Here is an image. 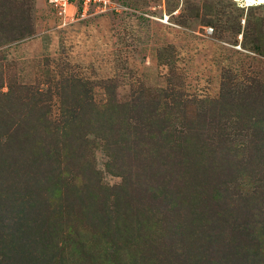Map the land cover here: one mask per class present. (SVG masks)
Listing matches in <instances>:
<instances>
[{
  "label": "rangeland",
  "instance_id": "1",
  "mask_svg": "<svg viewBox=\"0 0 264 264\" xmlns=\"http://www.w3.org/2000/svg\"><path fill=\"white\" fill-rule=\"evenodd\" d=\"M113 1L0 0V264H264V7Z\"/></svg>",
  "mask_w": 264,
  "mask_h": 264
},
{
  "label": "built area",
  "instance_id": "2",
  "mask_svg": "<svg viewBox=\"0 0 264 264\" xmlns=\"http://www.w3.org/2000/svg\"><path fill=\"white\" fill-rule=\"evenodd\" d=\"M64 24L84 20L91 15L120 13L123 8L113 0H48ZM213 29L208 33H212Z\"/></svg>",
  "mask_w": 264,
  "mask_h": 264
},
{
  "label": "bare ground",
  "instance_id": "3",
  "mask_svg": "<svg viewBox=\"0 0 264 264\" xmlns=\"http://www.w3.org/2000/svg\"><path fill=\"white\" fill-rule=\"evenodd\" d=\"M237 3L243 4V7L251 8L254 6H263L264 7V0H236Z\"/></svg>",
  "mask_w": 264,
  "mask_h": 264
},
{
  "label": "trees",
  "instance_id": "4",
  "mask_svg": "<svg viewBox=\"0 0 264 264\" xmlns=\"http://www.w3.org/2000/svg\"><path fill=\"white\" fill-rule=\"evenodd\" d=\"M26 252H28V253H27L28 257H30V256H31V254H32V252H31L29 249H28V250H26ZM3 261H5V260H4V258H3Z\"/></svg>",
  "mask_w": 264,
  "mask_h": 264
}]
</instances>
